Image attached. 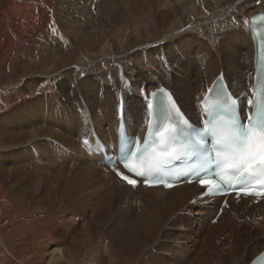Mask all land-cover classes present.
<instances>
[{
    "label": "bare ground",
    "instance_id": "bare-ground-1",
    "mask_svg": "<svg viewBox=\"0 0 264 264\" xmlns=\"http://www.w3.org/2000/svg\"><path fill=\"white\" fill-rule=\"evenodd\" d=\"M114 2L100 0V9L93 0H0V112L21 101L24 95H34L44 87L45 84L28 83L34 82L31 79L65 70L70 64L87 69L92 65L89 61L100 59L101 62L88 68L89 73L95 72L103 62L111 64L110 54L131 55L127 52L136 50L137 46L156 44L164 37L166 41L172 38L181 41L187 29L195 30L196 34L205 29L214 31L217 48L205 51L200 59L192 58L190 52V62L199 64L197 70L194 67L184 70L174 78L165 74L164 67L160 69L162 63L158 58L142 57L135 51L129 57L135 63L129 61L131 66L114 68L117 75L113 81L106 79L113 93L106 87L107 91L99 93L97 98L83 101L91 112L89 117L87 108L85 113L66 110L65 117L58 116L57 125L70 133L64 137L68 152L56 144L48 150L45 142L41 144L42 153L48 160L42 166L37 160L38 164H33V153L22 154L23 150L18 153L16 167L0 162V264H138L142 249L151 244L149 239H156L162 232L158 215L161 204V208L169 211V217L177 216L176 225L185 228L176 234L178 240L182 237L179 242L186 240L193 246L172 251L174 264H189L193 256V264H249L264 249V201L255 203L246 198L239 204L232 203L213 224L221 199L210 205L203 201L194 203L193 199L202 192L197 184L185 183L171 189L143 185L133 188L111 170L99 166L97 163L103 157L88 156L82 143L91 137V124L99 129L105 142L115 140L122 109L130 133L144 134L150 97L159 88L169 89L193 121L199 120L200 101L220 74H225L237 96L247 97L253 86L255 60L249 20L252 15L264 12V0H127L130 4L121 17H116L117 6L108 5H117ZM95 8L102 10V17L89 20L94 17ZM131 27L133 34L128 29ZM184 38V46L192 48L199 37ZM141 63L154 70L150 78L141 77L144 71L140 69ZM67 71L68 68L65 74ZM50 82L46 87L53 84ZM90 86L86 81L80 82L81 90ZM141 92H145L143 99L139 97ZM130 94L134 95L129 104L126 97ZM47 121L42 115L33 117L29 124L25 119L17 121L16 128L12 126L14 129L0 127V144L20 145L41 135H55L54 129L46 126ZM21 127L25 128L24 133L16 131ZM21 138L26 140L20 142ZM132 195L142 201V206L122 216L125 221L119 223V229L122 231L124 226L125 232H119L121 235L116 237L112 230L95 238L94 232L88 231L87 225L91 228L96 219L110 223L112 215L108 210L115 205L119 207L130 196L134 198ZM103 206L109 209L97 213ZM198 224L205 228V236L195 233ZM127 253L129 257L125 260L123 256ZM157 260L155 264L173 263Z\"/></svg>",
    "mask_w": 264,
    "mask_h": 264
},
{
    "label": "rangeland",
    "instance_id": "rangeland-1",
    "mask_svg": "<svg viewBox=\"0 0 264 264\" xmlns=\"http://www.w3.org/2000/svg\"><path fill=\"white\" fill-rule=\"evenodd\" d=\"M93 1L98 3V6H100L99 8L101 9L102 5H100V4H102V2L100 3V0H93ZM111 1H113V2L116 1V3H117V5H114L115 2L113 5L108 4L109 6H114V7L117 6V7H115V9L117 8V10L115 12V14L117 13L116 14L117 16L116 15L115 16L116 17H121V15L124 16L123 14L126 12L125 9L129 6L130 3L128 4L127 0L126 1L125 0H111ZM96 3H93L92 5L95 6ZM88 5H89V3H88ZM126 5H128V6L126 7ZM100 9L99 10H97L96 8L93 9L94 11H92V13H93L94 17L91 16V19H89V20H92V21L97 20V17L99 15H100V17H102V13H103L102 10H104L105 8L103 7L102 10H100ZM99 12H101V13H99ZM188 25H190V24H188ZM187 26H185L184 29ZM115 29H116V27H115ZM128 29L130 31L133 28L131 27ZM211 30H215V29H211ZM186 31L188 33L183 35L184 37L185 36L189 37L192 35L199 37L198 41L195 42V44H194L195 46H193L192 48H188V47L184 46V42L186 41V39L183 36L181 37V39H182L181 41H180V39L178 40V38H172L169 41H166L165 40L166 37H164L163 40L162 39L160 40L162 42L158 41L156 44L137 46L136 50H132L130 52H127V53H130L131 55H122L121 53L110 54V56H111L110 59H112V61H111L112 65L111 64L106 65L105 62H103L101 68H98L97 69L98 71L96 70L95 72L89 73L88 68L91 67L92 65H96V63H98V62H101L100 59H92L91 60L92 62L89 61L90 64H92V65H89L87 69L80 67L81 65H71L70 64L71 66L69 65L68 67L65 68V70L68 68V71H67L68 74H65V70H60L58 72L57 71L56 72H50L49 74L42 76V78L38 77V78L31 79L30 81H34V82H28V83H31L34 85L37 84L38 86L45 84L44 87H42V89H39L38 90L39 92L38 91L34 92L33 93L34 95H32V94L29 95L27 92L28 95H24L21 98V101H15L6 107L7 110L6 109L2 110V112H0V127L6 128L7 130L10 128L14 129L13 127L16 128L17 121H23L25 119L26 124H29L33 117L39 118L42 115H44L48 119V121L46 122L47 123L46 126L50 127V129H54V131L56 133H55V135L38 136L37 138H34L29 142H25V143L23 142L20 145H19V143H17V145L16 144L15 145L9 144L7 146H3L4 144L3 145L0 144V147H1L0 148V155H1L0 162L6 161L7 165H9V166L11 165L10 167H16L15 165L19 164L18 153H20L21 150H23L22 154L28 153V154L32 155V153H33V156L36 158L35 159L33 157V159H34V160L32 159L33 164H38L36 162V160H37L38 162H40V165L42 166L43 164H45L47 162L46 160H48L47 156L44 157V153H42L41 144H43L45 142H47V149L48 150L51 149L52 147H54L56 144V146L60 147L59 149L64 148L63 150L68 152V150L66 148L67 145L65 144L66 138H64V137L70 136V133H69V131L65 132L63 128H61L59 125H57V123L60 122L58 120V116L65 117L64 113H66L67 111H72V110H77V112L79 111L80 113H83V112L85 113L86 112L85 108H87L88 105L86 106V104L84 102L87 101V98L88 99H89V97L90 98H92V97L97 98L99 93H101V92L103 93V92L107 91L108 88H110L109 90L111 91V93H113L114 89L111 88L112 85L110 83H108V81L106 79L110 78V80H112L117 75L114 73L115 72L114 68L120 67V66H121L120 68H125L126 66L130 65L129 63H131V62L133 63L135 60H131L129 57H131L135 51L137 53H139V55L142 57L143 56H152V57L158 58L162 63V65H160V69H162V67H164V69H167V70H165V74L168 75L169 77H171L170 76V74H171L173 76L172 78H174L175 75H178V73H180L184 70H190L193 67L195 70H197V67L199 64L196 65V64H192L190 62L189 53L192 52L190 54L192 56V58L194 56V57H196L195 59H200L201 56L203 55V53H205V51L206 52H208V50L210 52L215 51L217 48L216 36H215L216 33H214V31L208 32V29L201 31L199 34H196L195 30H191V29L190 30L187 29ZM130 34H133V32L130 31ZM206 40H207V42H204ZM199 41H200V43H198ZM211 41H212V43H211ZM203 43H206V44L208 43L207 44L208 49H207V47L206 48L203 47L204 45L206 46V44H203ZM200 44H202V46ZM197 47H199L200 49H198ZM211 48H212V50H210ZM198 53L200 55H198ZM113 56H114V59H113ZM118 57H119V59H118ZM121 60H123V62H121ZM93 61H94V63H93ZM118 61H119V63H118ZM126 63H128V64H126ZM77 67H79V69ZM140 69H142V71L144 70L143 72H141L142 78H150L149 75H152V73L154 72V70H152L150 67H148L147 64L143 65V63H141ZM110 70H112V71L109 73L108 71H110ZM98 75H99V77H98ZM52 78L54 79V81ZM43 79L46 82H44ZM49 81H51L50 83H53V84H48V87H46L47 86L46 84L49 83ZM81 81H86L87 84H91V86L87 87L86 89H84V87H83V89L81 90L80 89V82ZM40 82H42V83H40ZM28 83H26V84L28 85ZM50 85L53 87V89ZM130 86H131V84H130ZM106 87H108V88H106ZM43 88L44 89L46 88V90H44ZM103 88H104V90H103ZM30 91H35V90L32 89ZM133 95L134 94L127 95L126 98H127L128 102L130 101L129 99H131L133 97ZM139 95H140L139 97L143 99L145 92H141ZM129 104H130V102H129ZM11 105H12V107H11ZM84 106H86V107H84ZM39 109H41V111H39ZM87 109H88V111L86 112V114H88V117H89L91 112H90L89 108H87ZM18 110H19V113H17ZM42 110H44V111H42ZM53 118H56V119L54 120ZM54 122H56V123H54ZM25 127L27 129V125ZM2 128H0V129H2ZM16 131L24 133L26 130L24 127H21V128H17ZM58 131H59V133H58ZM60 132H62V134ZM12 133H11V135H12ZM53 137H55V138H53ZM20 140H21L20 142H22L23 140H26V138H21ZM50 143H51V145H50ZM3 154H4V156H3ZM8 156H9V159H6L5 157H8ZM2 157H3V159H2ZM13 159H14V161H13ZM12 163H14V164H12ZM35 166H38V165H34V167ZM132 196H134V195H132ZM136 199H137V197L134 196V198H133L130 196V198H128L127 201H124L125 203L123 202V203L119 204V207H118V205L116 206L114 204L115 206H114V208L111 207L112 208V209H110L111 211L108 210L109 208L107 206L106 207L103 206V207L98 208L97 213L102 214V209H104V208H106L108 210V213L111 212L110 214L112 215V217L110 220H108L110 223H106L107 224L106 225L102 222L101 219H96V221L93 222V226L91 227L92 229L89 228L90 227L89 224H88L89 226L87 225L88 231L91 230V232H94L93 234H94L95 238L97 236H99V234H101L103 236L104 233H106V234H108V232L111 233L112 230H113V232L111 234H113L115 232L116 234H114V235L116 237L121 235L123 232H125L124 226L122 228V231H120V229H119V227L121 226L119 223H122L125 221V219L123 220L122 216L123 217L126 216V214L128 213L127 212L128 210H131V209L134 210L136 208L139 209L142 206V201H140V200L137 201ZM161 205L159 206V209L161 210L160 211L161 214L159 213L158 215L161 218L160 226L162 225V228H163L162 232H161V234H159L157 236L156 239L155 238L153 240L149 239V241H151V244H148L145 248L142 249V251H141L142 253H140V258H138L140 260V261H138V264H140V263L141 264H155L154 261L156 259H159L156 262H158V261H160L162 263L173 262L172 264H174L175 260H173L172 256H170L172 251L173 252L176 251V248L181 250V247H183V246L184 247H189V246L193 247L190 242H188V244H187L186 240L184 242L183 241L179 242L180 240H182V237L180 236V240H178L177 238H179V235H176V234L181 233L185 228L184 227H178V225H176L177 224L176 220H178L177 216L173 215V216L169 217L168 216L169 211L167 212L166 208H164L163 206L161 208ZM122 208H123V210H121ZM100 209H101V212H100ZM122 212L125 215H122L123 214ZM110 214H109V216H110ZM181 214L182 213H180L179 215H181ZM119 218H121V219H119ZM121 220H123V221H121ZM116 221H118V223ZM163 222L166 224H164ZM170 223L172 224V226ZM113 225H115V227H113ZM102 226L104 228H102ZM169 227H170V229H169ZM195 227H196L195 233H197V235H199V234L204 235V233H206L205 228L203 226H201L200 224L196 225ZM95 228H96V230H95ZM173 234H175V235H173ZM209 234L214 235L213 232H209ZM174 236H177V237L173 238ZM204 236H202V237H204ZM225 236L229 237L228 234H226ZM224 239L225 238H222V240H224ZM182 243L183 244L185 243L187 246L183 245ZM216 243L219 244V241H217ZM148 246H150V247H148ZM146 248H148V249H146ZM215 249H216V251H218L217 248H215ZM119 251L121 252V250H119ZM143 251H144V253H143ZM151 251H153L154 253H151ZM148 255L151 256V258H149ZM123 257L125 258V260L126 259L128 260V257H129L128 253L124 254ZM193 258H194V256L192 257V260H190V262H187V263L193 264V262H192V261H194ZM129 264H131V263H129Z\"/></svg>",
    "mask_w": 264,
    "mask_h": 264
},
{
    "label": "snow or ice",
    "instance_id": "snow-or-ice-1",
    "mask_svg": "<svg viewBox=\"0 0 264 264\" xmlns=\"http://www.w3.org/2000/svg\"><path fill=\"white\" fill-rule=\"evenodd\" d=\"M219 84V81H217ZM215 91V89H213ZM147 107V105H146ZM153 109L158 108V105H152ZM223 111L228 114L230 119L222 121L223 126H213L212 128H206L203 131L197 127L191 136H188L192 142L186 145H182L183 149H195L197 146L203 147L207 142V137H213L216 143L221 148V161L227 164L228 168L234 173H238L236 176V187H242L247 181L257 176L264 177V103H256L255 101H248V111L243 115L239 114L238 102L232 100L230 104L223 107ZM254 112V116L252 113ZM167 118L157 116V123L154 125L159 131L156 132L158 139L153 140V144H156L160 148L162 156H172L176 150L171 148L173 143H177V138L180 135H185L183 129L185 127H191L190 124H182L179 120L175 121L174 126L164 125L161 128L163 119ZM144 149L137 148L136 152L132 155L139 156ZM127 153L124 160L113 161V164L121 163L125 169H128ZM140 177H145L146 173L143 171L137 172L135 169H130ZM153 167H149L148 172L151 173ZM196 175V178L200 180L201 186L206 188L207 195H215L216 192L223 190V185H216L215 188H207L208 185H213L214 181L211 179H201L202 169H191L188 172H181L178 176L171 177L173 180H180L182 177H187L192 174ZM117 175L127 181L130 185L136 186L137 181L129 179L128 176H124L119 170ZM144 183L148 186L157 184H163L166 188L173 187V184L166 182V178H161L156 175L153 179H145ZM229 188L233 185H228ZM239 194V193H238Z\"/></svg>",
    "mask_w": 264,
    "mask_h": 264
}]
</instances>
